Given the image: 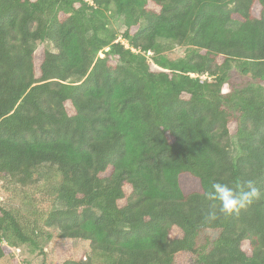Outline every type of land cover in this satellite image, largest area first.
<instances>
[{
  "label": "trees",
  "instance_id": "obj_1",
  "mask_svg": "<svg viewBox=\"0 0 264 264\" xmlns=\"http://www.w3.org/2000/svg\"><path fill=\"white\" fill-rule=\"evenodd\" d=\"M247 179L264 191V0H0V181L65 205L0 206V263L54 229L89 244L63 264H264V198L206 219L213 182Z\"/></svg>",
  "mask_w": 264,
  "mask_h": 264
},
{
  "label": "rangeland",
  "instance_id": "obj_2",
  "mask_svg": "<svg viewBox=\"0 0 264 264\" xmlns=\"http://www.w3.org/2000/svg\"><path fill=\"white\" fill-rule=\"evenodd\" d=\"M235 19L229 24L231 29H234L239 23L238 19ZM112 27L119 34L124 31L122 20L118 17L112 20ZM33 49L36 55H39L44 50L52 53L56 52L49 42L35 43L33 44ZM184 50V47H177L173 53L176 57H182ZM230 157L232 160L238 157L235 137L231 138ZM40 173H42V178H50L49 183L51 182L52 185L59 181L55 168L43 167ZM35 187L36 189L34 187L23 189L13 187L8 182L0 181V206L7 210H19L26 219L29 214L30 200H44L41 203L42 211H54L65 207L62 201L53 202L51 199L49 200L42 196L40 193L42 182H38ZM178 235V231L174 230L173 236L177 237ZM35 241L38 244L37 248L30 243L8 247V255L0 264H14L15 256L21 259L23 264H63L66 261H83L85 260L84 255L89 249L88 243L79 240L62 239L59 236V232L54 229H47ZM3 245L7 248L6 244L3 243ZM194 259L193 256H183L179 259L178 264H193Z\"/></svg>",
  "mask_w": 264,
  "mask_h": 264
},
{
  "label": "clouds",
  "instance_id": "obj_3",
  "mask_svg": "<svg viewBox=\"0 0 264 264\" xmlns=\"http://www.w3.org/2000/svg\"><path fill=\"white\" fill-rule=\"evenodd\" d=\"M205 198L211 202L206 219L215 221L219 217L238 215L254 202L264 198V191L257 187L254 179H247L237 185L215 181L205 191Z\"/></svg>",
  "mask_w": 264,
  "mask_h": 264
},
{
  "label": "built area",
  "instance_id": "obj_4",
  "mask_svg": "<svg viewBox=\"0 0 264 264\" xmlns=\"http://www.w3.org/2000/svg\"><path fill=\"white\" fill-rule=\"evenodd\" d=\"M7 249H8V247H7ZM13 255H14V253H13ZM14 261H15V262H13L14 264H23L22 263L23 261L21 259H19L17 256H15V260Z\"/></svg>",
  "mask_w": 264,
  "mask_h": 264
},
{
  "label": "water",
  "instance_id": "obj_5",
  "mask_svg": "<svg viewBox=\"0 0 264 264\" xmlns=\"http://www.w3.org/2000/svg\"><path fill=\"white\" fill-rule=\"evenodd\" d=\"M106 51L108 50V48L105 49Z\"/></svg>",
  "mask_w": 264,
  "mask_h": 264
}]
</instances>
